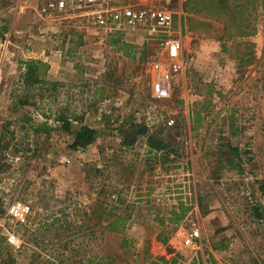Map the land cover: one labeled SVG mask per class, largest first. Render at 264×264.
<instances>
[{
	"label": "rangeland",
	"instance_id": "rangeland-1",
	"mask_svg": "<svg viewBox=\"0 0 264 264\" xmlns=\"http://www.w3.org/2000/svg\"><path fill=\"white\" fill-rule=\"evenodd\" d=\"M185 1L169 2L176 29ZM200 1L183 27L186 74L157 100L147 66L157 48L127 44L115 27L43 14L38 0H0V264H264V0ZM118 39L129 56L111 43ZM30 60L60 83L40 106L49 119L12 108ZM60 108L97 130L93 145L71 148L82 124L63 130ZM131 123L168 147L151 151L147 138L121 147ZM181 204L188 212L172 225ZM98 205L132 212L126 228L103 232Z\"/></svg>",
	"mask_w": 264,
	"mask_h": 264
},
{
	"label": "built area",
	"instance_id": "built-area-1",
	"mask_svg": "<svg viewBox=\"0 0 264 264\" xmlns=\"http://www.w3.org/2000/svg\"><path fill=\"white\" fill-rule=\"evenodd\" d=\"M38 1L43 14L84 18L89 25L115 27L132 39L125 43L143 49L157 48L147 64L152 96L157 100L170 98L174 82L186 70L182 36L175 28L176 13L169 8L170 0H125L120 5L118 0ZM199 236L198 229L190 233L193 239Z\"/></svg>",
	"mask_w": 264,
	"mask_h": 264
},
{
	"label": "trees",
	"instance_id": "trees-1",
	"mask_svg": "<svg viewBox=\"0 0 264 264\" xmlns=\"http://www.w3.org/2000/svg\"><path fill=\"white\" fill-rule=\"evenodd\" d=\"M203 2L200 1V3ZM195 3L196 2L194 1H190L189 5L193 6ZM111 43L116 46L117 51H123L126 56L130 55L128 50L130 47L121 40H114L111 41ZM250 62L251 61H246V63ZM48 70V64L41 60H30L20 64L21 74L18 82L23 93L22 95L12 94L11 104L14 110H17L20 107H33L45 119H49L51 116H53L51 111H44L40 108V106H42L44 103H49L56 99L58 89L60 87V83L51 81L47 78ZM54 117L55 122L60 124L62 129L65 131L71 130L72 123L82 124L80 129L74 133V142L71 146L73 150L86 149L96 142L97 130L84 125L83 117H79L76 114L70 113L67 108L58 109ZM120 132L121 147L123 148L133 147L141 138H147L148 147L151 151L156 153L162 152L168 147L164 141L155 139L154 136L150 135L149 128L146 125L131 123L129 125L123 126L120 129ZM232 134L236 135V132L232 131ZM165 161H169L168 155ZM2 170L0 155V172H2ZM96 172L100 173L99 171ZM259 191L264 199V180L259 183ZM119 203L123 204V202ZM115 210L117 209H113V211ZM179 210V215L175 213V211L172 212V218L169 221L170 224L178 226L188 212V209H185L182 204L179 205ZM255 212V216L258 219L262 218L260 209L256 208ZM2 213V206L0 204V214ZM124 214L109 212L107 208L103 207V205H98V210L95 212L94 216L103 232L120 233L126 228L128 220L131 219L132 212L128 213V211H126L125 213L124 211ZM166 242L167 239H164L163 243ZM94 264H113V261L109 258L99 259V261Z\"/></svg>",
	"mask_w": 264,
	"mask_h": 264
},
{
	"label": "crops",
	"instance_id": "crops-1",
	"mask_svg": "<svg viewBox=\"0 0 264 264\" xmlns=\"http://www.w3.org/2000/svg\"><path fill=\"white\" fill-rule=\"evenodd\" d=\"M190 1H196V0H186L185 3H186V9L183 11V14H185V17L183 19V17L181 15H178V19L180 20V23H179V28H177V31H180L181 32V36L183 34V27H184V30L187 31V24L189 23V20L193 18L194 16V8L191 7V5H189V2ZM183 21V23H182ZM140 42V41H139ZM182 47H183V55H184V59H185V62H186V69H187V61H186V51H185V45H184V36L182 38ZM186 74V70L184 72V76Z\"/></svg>",
	"mask_w": 264,
	"mask_h": 264
}]
</instances>
